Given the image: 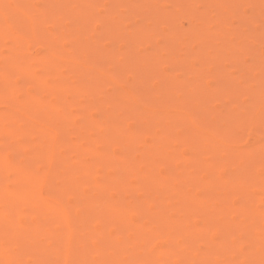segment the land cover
<instances>
[{
    "label": "bare ground",
    "instance_id": "bare-ground-1",
    "mask_svg": "<svg viewBox=\"0 0 264 264\" xmlns=\"http://www.w3.org/2000/svg\"><path fill=\"white\" fill-rule=\"evenodd\" d=\"M112 2L107 10L102 0H39L36 6L30 0H0V104L10 105L0 108V264H185L194 257L190 234L205 243L208 236L217 235L213 250L219 252L233 248L229 222L253 234L262 252L252 263L264 264V175L240 181L257 169L264 174V84L248 83L264 79V50L258 49L255 57L241 55L264 44V25L262 36H256L248 23H233L246 11L264 12V0H134L131 6L140 21L131 24L132 36L122 46L112 40L115 59L95 65L93 59L67 57L70 45L89 44L67 36L64 29L86 35L90 24L103 17L116 27H106V32L124 33L126 27L119 25L115 13L127 7V1ZM154 8L160 13L151 18ZM48 17L59 20L62 28L49 30ZM180 19L188 25L182 26ZM228 33L236 40H225ZM138 44L145 46L144 57L134 61ZM220 59L231 63L228 75L233 83L223 80V71L193 64L205 60L213 66ZM183 63L188 68L181 67ZM109 64L132 85L119 84ZM16 76L31 86L17 85ZM141 77L152 87L174 90L160 95L173 105L157 108L143 100L134 84ZM107 80L117 89L118 108L98 96ZM219 93L227 95V115L236 120L234 126L222 124L212 133L218 116L185 110L199 108L202 96ZM75 97L91 101L76 110L78 119L70 115ZM209 97L206 104L212 106ZM92 100L99 103L97 120L89 117L90 107L96 108ZM180 116L185 119L182 127L169 124ZM64 124L76 125L74 135H67ZM234 131H261L254 150L238 151ZM86 133L92 135L83 138ZM187 136L199 138L201 145L191 148L179 173L161 175V161L154 159L172 163L169 155L181 146L177 139ZM211 139L226 142L210 152L209 162H201ZM112 144L123 150L116 154ZM64 146L68 150L62 151ZM222 152L229 159L221 158ZM221 167L228 168L226 177L218 174ZM204 171H209L207 178ZM201 182L235 188L241 201L233 209L236 220L208 213V199L185 192L188 185ZM258 183L260 197L254 191ZM195 203L204 205L196 211L206 223L182 219ZM167 207L174 209L173 217L164 213ZM155 235L159 238L154 241ZM155 249L159 252L151 254Z\"/></svg>",
    "mask_w": 264,
    "mask_h": 264
},
{
    "label": "rangeland",
    "instance_id": "rangeland-1",
    "mask_svg": "<svg viewBox=\"0 0 264 264\" xmlns=\"http://www.w3.org/2000/svg\"><path fill=\"white\" fill-rule=\"evenodd\" d=\"M34 6L39 4V0H30ZM103 2H107V10H110L112 7V0H102ZM128 6L124 5L125 7H118L117 11L115 13L116 17H119L122 21V26L126 27V30L124 33L116 34V33H110L109 30H104V28L108 27L110 29L116 28L114 24L110 23L108 24V20L99 17L96 21L92 22L90 24V31L88 34L84 35L83 33L77 32L76 30L73 29H64V33L69 36V37H78L81 39H85V41L89 44V46H82V45H70L69 48L65 51V55L67 57H73V58H78L80 60H85V59H93L95 65H100L103 63V61L107 60H113L115 59V55L110 51V46L112 44V40H118L119 46H122L124 43L127 42L131 38V24H138L140 21V18L138 14L136 13L135 9L132 8V4L134 3V0H126ZM59 12H62L64 14L65 10H60L57 9ZM55 11V10H54ZM103 12V10H101ZM160 13V10L158 8H154L152 10L151 18L156 17ZM239 18L234 19L233 23H238L241 21H244L249 24L248 28L251 31V34L253 35H260L262 36L261 31V25H264V12L262 11H257V10H250L242 13ZM46 21V26L50 30L54 29H60L62 28V23L58 20L56 21L55 19H50L49 17L45 19ZM181 25L182 26H187V21L185 19H180ZM107 33V34H106ZM239 35H237L238 38ZM70 38V39H71ZM225 40L227 41H234L236 40V36L232 33H228L227 36L225 37ZM198 41L195 40L194 43H197ZM219 42H216L214 45L218 44ZM113 45V44H112ZM98 46L103 47L101 50H99ZM145 46H142L141 44H138L137 49L139 51V54H137L133 60L134 61H139L142 60L144 55L142 51ZM258 49H263L264 50V44L259 43L256 45V49L253 51L249 52H244L241 54L242 56L246 57V53L248 56L255 57V54L258 55ZM141 50V51H140ZM142 52V53H141ZM255 53V54H254ZM104 57V58H103ZM193 64L197 67L204 68L202 67L205 65V67H213L215 72L223 71V80L229 83H233L234 79L230 77L229 71L232 69V65L229 61L227 60H222L220 59L217 61V63L213 66H210L209 64L207 65V62L205 60H200V61H193ZM188 64L183 63L181 64V67L183 68H188ZM109 70L110 74L112 77H116L117 82L121 85H132L131 82L126 79L125 77L118 76V70L117 69H112L111 65L109 64ZM138 68V67H137ZM140 73H142L145 76L150 75L148 73L149 70L144 71V69H138ZM213 79V78H212ZM210 79L209 83H213L214 81ZM14 82L19 85V86H31L30 83H27L25 78L21 76H16L14 78ZM250 85H263L264 84V79L263 77H257V78H251V80L248 82ZM92 84V82H91ZM135 86L137 87V93L140 95V97L148 102V104H155L157 108L163 107V106H171L173 105V102L170 100H166L165 98L161 97L160 95L163 93L166 94H173L174 90L172 89H165L162 87H152L150 83H148L147 79L145 77H141L139 80L134 83ZM94 85V84H92ZM238 89L244 90L245 86L238 85ZM139 88V90H138ZM98 96H103L107 99V105L110 104L112 106H115L118 108V105L120 104L119 97L117 94V89L113 85L112 82L107 80V82H104L102 84L101 91L98 93ZM210 94H206L205 96H202L200 98L199 103L201 106L199 108H188L186 113L189 114H194L198 113L203 115L204 117L208 118H214L215 116H218V121L212 122L211 125V132L215 133L217 132L216 127L219 125H227L226 128L234 126L235 118L236 117H230V115H227L229 112V104H228V98L227 95L224 93H219L217 95L209 97ZM209 97V101L212 102V106H208V103L206 104V98ZM54 102H58L57 98L51 97L50 98ZM93 105L96 106V108H91L89 110V117L93 120H97L100 117V111H99V103L97 100H92ZM71 112L70 115L74 116L76 119H78V116L76 115V110L78 108H85L88 107L89 101L88 98L85 97H75L71 101ZM10 105L6 104H0V108L6 109L9 108ZM199 106V105H198ZM142 110V109H141ZM120 112V111H119ZM61 114H66L67 111H59ZM185 119L183 117L179 118H174L169 121V124L171 125H177L178 127H182L184 124ZM135 122L134 118L130 119V124ZM63 129L66 131L67 135H74L76 131V125L75 124H64ZM91 133V132H90ZM86 133L83 135V138H86L92 134ZM257 133L259 135H257ZM233 139L235 141V146L237 150L245 152L249 150H254L253 146L255 144V141H257V138L261 136V131H256V132H251L248 135H241L237 132L232 133ZM142 137L146 140H148V136L143 133ZM177 140H179V143H181V146L179 148V153L178 150H175V152H172L173 154H170V158L174 159L172 160V163L168 161L167 163H163L161 157L155 158L154 161L160 162V167H159V173L161 175L165 174H175L179 173L182 167L187 163L188 156L190 154L191 148L193 147H198L201 145V140L199 138H189L187 137H179ZM211 142V143H210ZM226 142V139H223L221 141H214L211 139V141L208 142V144L205 145L204 150L205 152L201 156V162H209L210 160V152L219 147H223V144ZM139 148H142V145H139ZM112 151H114L116 154H119L122 150L123 147L119 144H112L111 145ZM62 151L68 150L67 147H62ZM178 151V152H176ZM221 158L224 159H229V157L224 153H220ZM142 168H144L142 166ZM218 174L221 177H226L228 174V168L221 167L218 169ZM203 175L207 178L209 176V171L203 172ZM264 174L261 171V169H257L254 173V175L247 176V177H242L240 181H251L252 177H262ZM151 190V189H149ZM186 193H190L192 196L195 198L199 199H208V208L207 211L210 214L217 215L220 218L222 216H230L233 217L234 212L233 209H236L239 207L241 201L240 199L237 198L235 188L230 187V186H224L220 182H214V183H206V182H201L198 184H192L188 185L185 189ZM182 192V188L180 189ZM255 193L259 196L262 191H261V185L258 183L254 187ZM260 197V196H259ZM172 203L175 205L176 201L173 199L171 200ZM259 201L258 203H260ZM196 206V207H195ZM195 206H192L190 210H187L183 214H181V217L183 216L182 219H188L190 221L194 222H202L206 223V219L202 218L200 216V213L196 211V209H202L204 205H200L198 207V204L195 203ZM164 213L169 216L173 217L175 215L174 209L172 207H167L164 210ZM237 216V215H236ZM234 220H236V217H233ZM227 229L231 232L232 235L229 238L230 243L233 245V248L229 249L225 253L219 252L217 250H213L214 246L217 243V235H211L206 238L207 243L201 239V237L197 234H190L189 235V241L191 242V246L193 247L194 251V257L190 258L186 261L185 264H253L252 259L257 255L259 252H262L260 248L255 244L253 234L248 233L246 231H243L242 229H239L233 222H229L227 224ZM159 237L157 235L153 236V240H157ZM151 239V240H152ZM150 240V242H151ZM143 245L148 246L149 240L142 241ZM215 244V245H214ZM264 249V248H263ZM242 250V251H240ZM140 252L137 251V255L140 256L142 255L141 250ZM247 251L249 253L247 254ZM159 252L158 249H155L151 252V254H157ZM206 255H210L209 260H204L203 258ZM227 261V262H225Z\"/></svg>",
    "mask_w": 264,
    "mask_h": 264
}]
</instances>
